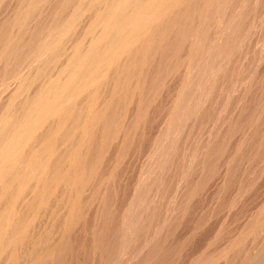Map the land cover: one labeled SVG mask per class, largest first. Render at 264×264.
Segmentation results:
<instances>
[{
	"label": "rangeland",
	"instance_id": "1",
	"mask_svg": "<svg viewBox=\"0 0 264 264\" xmlns=\"http://www.w3.org/2000/svg\"><path fill=\"white\" fill-rule=\"evenodd\" d=\"M7 1L3 0V5H0V20L4 19L6 13L7 16L12 13V6L16 3V0ZM3 6L5 7L2 8ZM199 9L201 11L202 8ZM225 12L226 19L229 20L225 21H228V28L225 24L216 27L220 16L214 13L215 16L210 15V19L215 21L217 18L216 23L207 21L201 24L199 21L201 29H197V22H194L196 26L194 25L193 32L199 34L192 39L187 34L184 35L185 38L182 36L189 26L186 30L181 25L179 28L182 29L175 30L177 34L172 32L171 36L177 37V40L173 41L170 36L165 44L171 41L170 44L174 42L175 45H165L166 55L162 56L164 59H160L164 60L168 68L170 66L168 70L176 65L171 70L173 74L168 73L169 78L165 76L168 79L161 82L163 87L159 85V93L155 91V96L147 95L146 92L142 101L145 99L148 105L143 101L146 105L143 106V118H139L140 121L134 128L130 127V139L123 145L125 147L118 145L116 149L114 145L115 147H111L114 150L109 149L102 156L103 162L98 168L100 172L96 171L94 180L91 181L94 185L90 184L92 188L88 189L94 188V195L87 191L86 197L82 198L80 205L85 204L80 209L84 216L78 215L82 222L80 220L79 225L77 223L72 228L68 236L70 242L64 246L63 243H58L62 235L61 223L54 220L53 224V220L48 219L52 207L56 208L57 204L56 200H52L55 204L52 203L53 206L49 208L50 202L46 207L50 211L47 212L44 208L42 211L45 210V213H40L47 219L38 218L39 221L36 222L40 223L35 222L30 228V235L33 237L28 234V241L25 240L28 243L24 242L26 245L22 243L20 245L23 247H17L19 258L16 256L20 262L16 258V264H26L28 261L29 264L32 259H37L38 255L56 244L60 245V250L66 249L63 253H67H62L65 258L62 256L61 259H55L57 264L59 259H64L60 261L61 264H109L112 260L113 264L264 262V0H228ZM198 16L200 15L195 17L196 21L199 20ZM194 44L198 46L196 49L199 52L195 50ZM175 54L181 55L175 58ZM193 55L200 58L199 61H194L195 65L200 64L197 67L192 62L188 63L191 61L189 57L192 58ZM183 56L189 59L182 60ZM169 57L173 58V63ZM162 62H157V67ZM189 64L193 67H189ZM178 97L184 101H181L182 104H179L181 99ZM132 108L129 113L139 110L140 104L134 103ZM137 112L128 115L127 127L136 118ZM43 226L47 228L46 232L42 229ZM42 231L46 233V237ZM19 253H23L22 256ZM12 261L11 264H15Z\"/></svg>",
	"mask_w": 264,
	"mask_h": 264
},
{
	"label": "bare ground",
	"instance_id": "2",
	"mask_svg": "<svg viewBox=\"0 0 264 264\" xmlns=\"http://www.w3.org/2000/svg\"><path fill=\"white\" fill-rule=\"evenodd\" d=\"M227 2L228 0H16L14 8L12 6V13H8V16L6 13L7 17L3 16L4 19L0 20V264L9 262L11 264L12 260L15 263L18 256L17 247L22 246L20 245L22 243H28L26 237L28 234L29 237L31 236L32 224L42 217L40 213H45L46 209L47 212L50 211L46 207L53 206L52 200H56V208L52 207L50 218L47 213L46 215L48 219L53 220V224L54 220L57 221L56 223H61L62 230V235L58 236L60 242L59 239L55 242L63 243V246L70 242L68 236L72 228L77 223L79 225L81 220L79 217L84 216L80 209L85 204L80 205L82 198L87 191L90 194L93 191L94 188L88 189L92 188L91 181L101 167L104 154L114 145L116 149L118 145H122L121 147L125 145L128 135L130 136L129 131L135 127L140 117L143 118V106L146 107L144 105L146 101L144 99L143 103L142 99L146 92L147 95L159 93L157 91L159 85H163L161 82H165V76L171 74V70L176 66L168 70L170 66L168 68L164 60L160 59L166 53L167 45L171 43L169 39L170 43L166 45V41L172 32L177 34L175 30L181 25L186 30L189 26L182 36L187 34L186 36L192 39L199 34L193 32L195 23L197 22L199 27L207 21L215 22L217 18H214L215 21L212 20L213 18L210 19V15L214 13L220 16L216 27L224 24L227 27L229 21L225 12ZM0 5H3V0H0ZM200 7L201 11H199ZM2 10L4 12V9ZM197 14L200 16L196 21ZM226 20L228 21L225 22ZM199 21H201L200 25H198ZM224 30L227 32L226 29ZM176 38L171 39L176 41ZM195 46V50L199 52L198 46ZM180 55L175 54V58ZM194 57V55L192 58L189 57L191 61L188 63L192 62L191 64L195 65L194 61L197 58ZM169 58L170 61L173 59ZM189 58L186 57L187 60ZM186 59L182 60L186 61ZM159 60L163 62L157 67ZM190 66L193 67L189 64ZM179 99H181L179 104H182L184 101L181 97ZM137 102L140 104L139 110L135 111H138V115H135L136 118L127 127L128 115L135 113L129 112ZM173 102L176 105L179 101ZM112 153L110 155H113ZM44 208L45 210L42 211ZM42 218L44 220L46 217ZM83 220L85 221V218ZM45 226L42 229L46 232ZM51 246L45 253L43 252L42 257L40 255L43 253L34 260L31 257L32 261L29 264H54L55 259L67 254L63 253L66 249L60 250V245ZM31 250L34 251L33 248ZM24 253L27 254L26 251ZM28 253L30 255V252ZM113 263L112 260L109 264Z\"/></svg>",
	"mask_w": 264,
	"mask_h": 264
}]
</instances>
